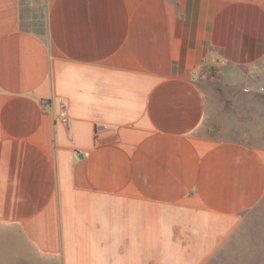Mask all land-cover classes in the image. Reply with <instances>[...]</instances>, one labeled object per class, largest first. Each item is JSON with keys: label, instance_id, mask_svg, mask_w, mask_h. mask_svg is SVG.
<instances>
[{"label": "crops", "instance_id": "crops-1", "mask_svg": "<svg viewBox=\"0 0 264 264\" xmlns=\"http://www.w3.org/2000/svg\"><path fill=\"white\" fill-rule=\"evenodd\" d=\"M215 62L264 94V0H0L4 252L206 264L264 200V146L209 123Z\"/></svg>", "mask_w": 264, "mask_h": 264}, {"label": "rangeland", "instance_id": "rangeland-1", "mask_svg": "<svg viewBox=\"0 0 264 264\" xmlns=\"http://www.w3.org/2000/svg\"><path fill=\"white\" fill-rule=\"evenodd\" d=\"M228 70L217 62L206 68L209 123L222 138L264 146V94L237 92L229 86ZM3 246L0 240V264H19ZM206 264H264V200Z\"/></svg>", "mask_w": 264, "mask_h": 264}, {"label": "built area", "instance_id": "built-area-1", "mask_svg": "<svg viewBox=\"0 0 264 264\" xmlns=\"http://www.w3.org/2000/svg\"><path fill=\"white\" fill-rule=\"evenodd\" d=\"M80 155H81L82 157H86V156L89 155V152H88V151H84V152H81Z\"/></svg>", "mask_w": 264, "mask_h": 264}]
</instances>
